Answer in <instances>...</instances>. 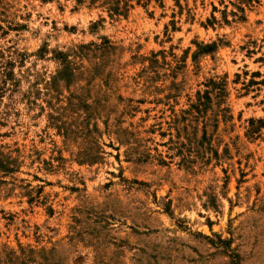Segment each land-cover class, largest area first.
<instances>
[{
    "label": "rangeland",
    "instance_id": "obj_1",
    "mask_svg": "<svg viewBox=\"0 0 264 264\" xmlns=\"http://www.w3.org/2000/svg\"><path fill=\"white\" fill-rule=\"evenodd\" d=\"M0 61V264H264V0H0Z\"/></svg>",
    "mask_w": 264,
    "mask_h": 264
},
{
    "label": "trees",
    "instance_id": "obj_2",
    "mask_svg": "<svg viewBox=\"0 0 264 264\" xmlns=\"http://www.w3.org/2000/svg\"><path fill=\"white\" fill-rule=\"evenodd\" d=\"M213 44H206V45H201L198 44V48L199 50L197 51V53L202 52V53H207L212 51L213 49ZM10 63H4L3 61H0V74L4 77V79L1 80L0 78V90H2L1 87V83L5 84L7 79H12L13 76V71L9 68ZM255 76V75H253ZM209 90H206L202 95H200L199 97V102L197 105V109L198 110H203V108H200V105H205V99L207 100V102L209 103L211 101V96L210 93H212V91H219V95L222 94V92L225 91V88L223 87V83L222 82H218L215 79H210L209 80V84L207 85ZM249 134L250 135H254L257 131H259L263 126H264V119H259V120H255V119H250L249 120Z\"/></svg>",
    "mask_w": 264,
    "mask_h": 264
}]
</instances>
